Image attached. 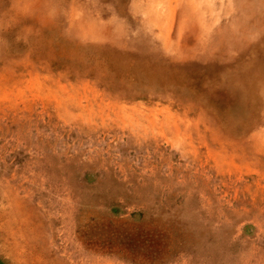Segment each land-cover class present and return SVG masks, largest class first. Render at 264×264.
<instances>
[{
    "label": "rangeland",
    "instance_id": "374dc122",
    "mask_svg": "<svg viewBox=\"0 0 264 264\" xmlns=\"http://www.w3.org/2000/svg\"><path fill=\"white\" fill-rule=\"evenodd\" d=\"M233 1L0 0V264H264V0Z\"/></svg>",
    "mask_w": 264,
    "mask_h": 264
},
{
    "label": "bare ground",
    "instance_id": "6f19581e",
    "mask_svg": "<svg viewBox=\"0 0 264 264\" xmlns=\"http://www.w3.org/2000/svg\"><path fill=\"white\" fill-rule=\"evenodd\" d=\"M209 2H212V6L213 7H217L216 5L220 4L218 7H223V6H227V5H232L233 3H235L233 0H218L219 2L217 4L214 3V0H208ZM211 4V3H209ZM234 5V4H233ZM211 13V12H210ZM229 31V30H228ZM227 31V32H228ZM226 35V34H225ZM243 35V34H242ZM250 72V71H249ZM248 75V74H247Z\"/></svg>",
    "mask_w": 264,
    "mask_h": 264
}]
</instances>
